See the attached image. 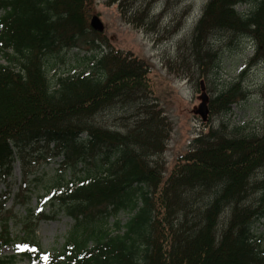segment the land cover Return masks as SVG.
<instances>
[{"label": "trees", "instance_id": "obj_1", "mask_svg": "<svg viewBox=\"0 0 264 264\" xmlns=\"http://www.w3.org/2000/svg\"><path fill=\"white\" fill-rule=\"evenodd\" d=\"M92 4L0 0V180L12 176L23 148L42 140L63 156V169L100 163L97 173L53 193L75 220L61 261L43 258L33 217L20 220L23 237L14 234L19 216L5 206L9 187L0 194V264H18V256L30 264H264V243L253 232L264 219V130L221 122L168 173L163 155L172 123L145 62L111 51L87 71L50 81V55L100 37L89 23ZM225 36L251 42L250 66L264 65V0H208L187 41L201 77L219 60L210 39ZM245 73L208 101V121L248 99ZM114 108L124 110L119 126L99 121ZM119 211L134 215L114 231L95 221ZM17 243L19 255L1 254Z\"/></svg>", "mask_w": 264, "mask_h": 264}, {"label": "rangeland", "instance_id": "obj_2", "mask_svg": "<svg viewBox=\"0 0 264 264\" xmlns=\"http://www.w3.org/2000/svg\"><path fill=\"white\" fill-rule=\"evenodd\" d=\"M208 0H93L89 23L93 16L100 17L105 26L104 33L89 35V43L79 48L63 50L50 55L46 70L52 83L60 77L80 74L111 51L147 64L154 96L160 108L172 123L163 160L166 172H170L176 161L188 153L194 140L221 122L233 126L248 125L250 130H264V65L250 66L254 56L253 45L243 38L233 36L211 38L218 62L212 74L201 77L199 69L190 59L187 41L203 14ZM238 8V11L245 10ZM94 32V31H93ZM0 62L4 63L2 59ZM246 72V73H245ZM245 73V88L249 97L245 102L232 106L224 115H211L208 121V101L225 91ZM200 78H203L201 82ZM201 82V84H200ZM124 110L114 108L99 116L108 126L122 123ZM53 143L37 141L23 148L15 157L13 174L0 180V194L10 189L12 197L5 206L18 213L12 222L16 236H24V224L33 217L29 225L35 228L37 240L42 247L44 259L62 260L69 250L68 238L74 229L75 220L61 210L53 193L60 186H71L100 169L95 160L80 164L76 169H63L62 155H57ZM89 160V159H88ZM1 179V178H0ZM25 183V184H23ZM23 184V185H22ZM12 207L14 209H12ZM134 214L119 211L95 221L105 229H115L116 222L125 225ZM255 236L264 243V219L253 226ZM67 249V250H66ZM24 248L19 243L4 247L3 256L19 255ZM18 264H30L17 257Z\"/></svg>", "mask_w": 264, "mask_h": 264}, {"label": "water", "instance_id": "obj_3", "mask_svg": "<svg viewBox=\"0 0 264 264\" xmlns=\"http://www.w3.org/2000/svg\"><path fill=\"white\" fill-rule=\"evenodd\" d=\"M90 27L97 33H104L105 31V26L103 22L101 21L100 17L98 16H93L90 21Z\"/></svg>", "mask_w": 264, "mask_h": 264}]
</instances>
